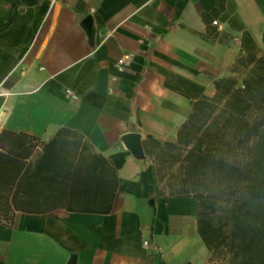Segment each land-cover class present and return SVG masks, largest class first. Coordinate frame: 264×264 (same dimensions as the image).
<instances>
[{"label":"crops","instance_id":"0c3cea01","mask_svg":"<svg viewBox=\"0 0 264 264\" xmlns=\"http://www.w3.org/2000/svg\"><path fill=\"white\" fill-rule=\"evenodd\" d=\"M246 54L264 55V0H0V264H216L196 198L166 194L146 151ZM93 156L115 173L108 213L67 188Z\"/></svg>","mask_w":264,"mask_h":264},{"label":"trees","instance_id":"16d2710c","mask_svg":"<svg viewBox=\"0 0 264 264\" xmlns=\"http://www.w3.org/2000/svg\"><path fill=\"white\" fill-rule=\"evenodd\" d=\"M11 23L10 18L4 28ZM230 72L231 76L214 82L212 97L191 102V112L176 143L186 149L184 160L188 173L195 178L194 184L203 183L209 175L224 182V207L219 222L214 219L216 195L196 192L193 196L197 199V231L212 256L227 254L224 264H264V55L240 56ZM194 128L201 131L195 141ZM63 132L43 147L46 156H53L54 174L59 171L61 151L56 145L61 143ZM237 156L239 161L226 162ZM93 158L94 167L92 162L77 167L71 161L68 163L67 188L69 194L78 189L99 188L101 197L96 211L108 213L115 192V173L103 158ZM59 185L53 184L52 201L58 199L55 195L60 191ZM10 208L19 209L13 199ZM82 210L90 207L84 206Z\"/></svg>","mask_w":264,"mask_h":264},{"label":"rangeland","instance_id":"374dc122","mask_svg":"<svg viewBox=\"0 0 264 264\" xmlns=\"http://www.w3.org/2000/svg\"><path fill=\"white\" fill-rule=\"evenodd\" d=\"M231 68L228 76H231ZM227 76V77H228ZM239 80L241 76L235 75ZM199 125H196V128ZM194 128L193 139L194 141L200 136V132L206 128L203 127L200 132ZM186 149L175 143L172 146H165L163 144H151L150 148L146 151V154L152 159L156 166L158 179L164 192L172 196H194L196 192H200L203 195L215 194L217 197V211L214 217L215 222H219V216L223 215L224 204L222 199L225 195L223 193L224 182L218 180L214 175H209L205 178L203 183L194 184L195 178L188 173L186 162L184 160ZM202 184V185H201ZM197 200V199H196ZM225 221V220H224ZM223 221V223H224ZM228 229L227 226H225ZM216 264H224L227 258V254H219L213 256Z\"/></svg>","mask_w":264,"mask_h":264},{"label":"built area","instance_id":"2783aa9c","mask_svg":"<svg viewBox=\"0 0 264 264\" xmlns=\"http://www.w3.org/2000/svg\"><path fill=\"white\" fill-rule=\"evenodd\" d=\"M57 0H48V3L50 6L54 5L56 3ZM215 24V22L213 23ZM130 62V57L128 55H123L121 56V58H119L116 62V66L118 69H122L124 67H126ZM67 94H71L70 91H66Z\"/></svg>","mask_w":264,"mask_h":264},{"label":"clouds","instance_id":"9594fccd","mask_svg":"<svg viewBox=\"0 0 264 264\" xmlns=\"http://www.w3.org/2000/svg\"><path fill=\"white\" fill-rule=\"evenodd\" d=\"M239 160H240V157L237 156V157L234 158V160H228V161H226V162H227V163H234V162L239 161Z\"/></svg>","mask_w":264,"mask_h":264},{"label":"water","instance_id":"95a60500","mask_svg":"<svg viewBox=\"0 0 264 264\" xmlns=\"http://www.w3.org/2000/svg\"><path fill=\"white\" fill-rule=\"evenodd\" d=\"M88 22H89V18L87 17V18L85 19L84 23H88ZM69 264H74V261L71 260Z\"/></svg>","mask_w":264,"mask_h":264}]
</instances>
